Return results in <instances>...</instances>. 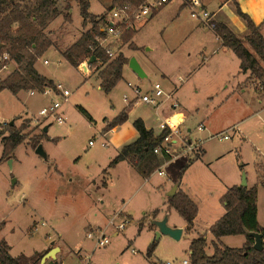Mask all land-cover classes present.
<instances>
[{
	"label": "rangeland",
	"instance_id": "1",
	"mask_svg": "<svg viewBox=\"0 0 264 264\" xmlns=\"http://www.w3.org/2000/svg\"><path fill=\"white\" fill-rule=\"evenodd\" d=\"M181 3L182 0H173L152 19L136 24L131 28L134 38L111 37L106 42L114 48L113 56L123 52L129 60L135 57L147 72L145 78L138 77L128 63L123 78L106 94L100 89L95 73L86 75L83 67H79L80 71L64 60L58 50L52 49L36 67L70 90L67 100L60 95H31L30 90L18 94L9 89L0 91V127L14 121L16 127L24 125L23 132L28 134L7 156H3L4 144L0 140V223L6 220L2 234L9 240L13 255L43 249L58 238L55 231L58 230L67 243L60 241L64 264H85V256L92 264H165L167 261L183 264L195 233L185 230L180 240L167 235L157 238L158 228L151 222L154 210L158 209L159 217L169 215V224L186 223L177 209L168 204L172 179L179 176L181 167L194 160L179 182L195 198L204 201L200 203L203 211L209 207L210 220L223 204L221 197L227 185H241L244 173L246 179L249 176L252 180L256 163L264 160V93L259 91H264V79L257 84L249 80L243 85L246 77L238 74L240 59L230 48L220 49L213 29L194 17L189 5L181 9ZM109 4V0H92L90 11L98 15L107 13L110 17ZM217 6L213 0V5L207 8L216 13ZM68 13L72 14L75 27L82 30L92 27L89 22L81 28L77 4L73 13ZM60 22L58 17L54 24ZM63 28L61 31L65 32ZM244 43L253 51L246 40ZM45 59L49 63H44ZM258 60L264 67V61L259 57ZM13 68V62L3 67L0 79ZM154 80H161L167 91L183 85L174 97L165 101L164 109L171 110L172 116L181 110V105L174 109L171 104L182 103L187 113L193 114L180 126L182 136L203 139V143L190 153H182L179 139L173 147V159L162 167L163 175L155 169L145 176L129 162L115 170L109 167V162L117 155V145L103 133L127 104L124 95L130 98L135 95L128 82L148 90ZM52 100L63 103L67 116L64 124L39 115V110ZM202 121L211 130L209 134L199 129ZM233 124L242 129L245 139L235 129H229L230 139H205ZM188 127L192 129L190 132ZM36 135H43L41 143L49 161L36 153L31 141ZM203 147L207 150L205 154ZM261 203L264 206L263 195ZM114 216L116 225L129 219L117 234L116 225L109 224ZM95 225L106 227L110 239L106 246L97 247L95 240L87 237V231ZM244 237V234L232 235L223 243L237 247ZM155 238L158 244L148 256ZM71 248L80 250L82 258L74 256Z\"/></svg>",
	"mask_w": 264,
	"mask_h": 264
},
{
	"label": "trees",
	"instance_id": "2",
	"mask_svg": "<svg viewBox=\"0 0 264 264\" xmlns=\"http://www.w3.org/2000/svg\"><path fill=\"white\" fill-rule=\"evenodd\" d=\"M69 9L70 1L65 0ZM80 6V13L84 22L90 21L92 27L84 32L71 46L62 52L64 58L74 67L79 68L84 61L91 57L95 60L90 64L94 67L100 80V88L106 94L110 93L123 78V69L129 58L120 52L111 57L105 47L99 44L98 38H105V25L108 23L107 13L96 15L90 11V0H75ZM140 3L142 0H113L108 12L116 5L125 2ZM238 14L246 21L249 33L239 37L225 22L213 20V31L221 40L223 46L230 48L240 59V72H251L257 78L264 76V67L258 57L264 61V34L262 24H256L249 14L237 7ZM62 13L57 0H0V70L15 63L14 69L3 79H0V91L9 89L13 94L31 89L42 90L46 86H53L54 80L40 73L36 65L46 51L54 45V41L45 32L46 28ZM67 20L71 15L65 14ZM133 29H127L122 36L129 40L133 37ZM251 46V51L244 43ZM132 46H134L131 43ZM7 53L8 58H2ZM127 119V113L122 112L109 126L111 129ZM139 132L138 138L125 145L111 160L109 167L115 166L122 160H128L143 175H150L172 157L168 154H157L154 149L161 143L162 136L155 135L153 129L146 127L139 118L134 122ZM25 126L16 127L10 122L0 127V140L4 144L3 156L10 155L21 144L28 134L24 133ZM43 135L31 138L33 147L41 143ZM199 158V157H198ZM191 160L180 169L178 181L193 162ZM258 189L257 186L248 188L242 185H233L224 193L222 201L226 212L211 227L210 232L220 239L226 235L244 234L246 242L242 247L226 246L214 242V253L208 255L207 236L201 234L192 239L190 243V260L192 264H264V249L255 248L256 238L253 233H261L264 244V226L258 221ZM169 205L176 208L186 220L187 229L191 230L198 214L197 204L181 189L169 197ZM158 241L155 240L148 248L147 255L151 256ZM11 246L5 240H0V264H40L44 255L36 251L30 255L20 254L14 256L10 253Z\"/></svg>",
	"mask_w": 264,
	"mask_h": 264
},
{
	"label": "crops",
	"instance_id": "3",
	"mask_svg": "<svg viewBox=\"0 0 264 264\" xmlns=\"http://www.w3.org/2000/svg\"><path fill=\"white\" fill-rule=\"evenodd\" d=\"M57 1H58V6H59L60 10L62 11V13L58 16V17H61V22L58 23L57 26L54 24L55 20L58 18L57 17L46 28L45 32L47 33V35L49 37H51L53 39L54 45L51 46L46 51V53L44 54V56L50 50H52V49L58 50L61 53V55H62V52L65 49H67L69 46H71L77 39H79L82 36V34L84 32H86L87 30H89L91 28L90 27L88 29L82 30V29H79L80 27H75L74 24H73V18H72L73 16H72V14H71L70 20H67L66 19L65 14L67 12L73 13V11H74V5L77 4L79 6V4H78L77 1L71 0L70 1V6L71 7L69 9L66 8L67 3H66L65 0H57ZM109 1H110V4H109V6H110L112 4V0H109ZM203 1L205 3L206 7H208V8L213 5V0H203ZM91 3H92V0H90V7H91ZM216 3L218 5L217 6L218 8L216 10V13H215V11L210 10L212 13L213 12L215 13L214 16H216V17L214 19H216L218 21L225 22L226 24H228L239 37H244V35L246 33L248 34V30L249 29H248V26H247L246 21L237 12V7L238 6L242 9V11H244L247 14H249L250 17L253 19V21L256 24H262V33L264 34V0H216ZM185 5L186 4L184 2L181 3L180 4L181 9L183 7H185ZM79 8H80V6H79ZM159 12L160 11H158L153 17H155ZM100 14H102V13H100ZM96 15H98V14H96ZM89 22L90 21L84 22V19L82 17L81 28H82V26L83 27L84 26L86 27V25H88ZM61 26H63L64 28L61 27ZM90 26H92V23L90 24ZM62 28L65 30V32L61 31ZM215 35H216V33H215ZM216 38H218V37L216 36ZM218 40L220 41L219 48L221 49L224 46L222 45L221 40L219 38H218ZM111 43H113V41ZM109 46H110V43H109ZM111 48H113V47H111ZM62 57L64 58L63 55H62ZM64 60H66V59L64 58ZM86 63H87V61L86 62H83L80 67H83V65L86 64ZM128 63L125 64L124 69H125L126 65H128ZM15 66L16 65L14 63V67ZM87 68H88V70H86V71L82 68L83 71H85V74L86 75L89 74V73H95L97 75V73L94 72L95 71L94 67H93V70H92V67L90 65H87ZM78 69L81 71L80 68H78ZM124 69H123V72H124ZM145 72H146V70H145ZM249 72L250 71L243 73V72H240V69L238 71V74H241L242 73L246 77L245 80L243 81V85H245L246 82H249V80L251 82H254V83L257 84V83H259V81L261 79L262 80L264 79V76L262 78L255 77V78L252 79L251 77L253 75H251V72L250 73ZM51 79H53V78H51ZM53 80H54V82H56L55 79H53ZM154 81H156V80H154ZM158 81H161V80H158ZM99 87H100V80H99ZM182 87H183V85H180V86L176 87L173 90L172 89L169 90V92H174L173 95H172V97H174V95L177 94L181 90ZM259 91L262 94L264 93V91H261L260 89H259ZM134 97L135 96H133L132 98H134ZM166 104L167 103L165 102V104L163 103L161 106H159L157 108H154L153 106L147 105V104L131 103V104H126L123 108H121L122 112H126L127 113V119L123 123H121V124H119V125L111 128V129H109L108 126L119 116L118 115L111 122H109L107 128L105 129V131L103 133L104 136H105V138L112 139L114 142H116L117 151H118L117 154L121 151V149L125 145L131 143V142H128L129 139H134L133 141H135L138 138L139 132L135 128L134 122H135V120H137L139 118H141L144 121V123H145V125H146L147 128L153 129L155 135H159V133L161 132V130H160V123L162 122V120L168 119V118H170L169 116H171V114H170L171 110H165L164 109ZM180 105H181V107H180L181 110L177 111L176 116L178 115L182 119L181 125L183 126L185 124V122L188 120V117H193V114H192V112H190L188 114L187 113L188 109H186L185 106L182 103H180ZM64 112L66 113L65 108H64ZM190 114H192V115H190ZM200 125H204V127H205L204 130H206L205 133H208L209 134L211 132V130L209 128H207V126H206V124H205L204 121H202ZM236 125L237 124L229 125V126L223 128V129L219 130L218 132H225V133L228 134L229 129H232L233 127H235L236 134H238V133L241 134L242 138L245 139V136H244V133L242 132V129H240V127L239 126H236ZM191 130L192 129L190 127H188V131L190 132ZM218 132H216V133H218ZM208 137H206V138H208ZM228 139H230V138H228ZM203 148H204V150H203V153L202 154H205L207 152V150H206L205 147H203ZM159 155H162V154H159ZM239 156H240V154H239ZM172 159H173V157L170 160H168L165 163H163L157 169H159V170H161V171L164 172V170H162V167L163 166H167ZM125 162H129V161L128 160H122V161L118 162L115 166H113L111 168H114L116 170L119 166H121V164H123ZM256 164H257L256 165V172H255L254 177L252 178V180L249 179V176L247 178V182H248L247 187L248 188H251L253 186H257V189H258V200H257V204H258V221H259V223L261 225L264 226V215H263V213H264V206L261 203V197H262V195L264 196V160H259ZM130 165L132 167H134L139 173H141L132 163H130ZM244 165H245L244 163L241 164V166H242L241 169H243ZM163 174H160V175H163ZM177 180H178V176L176 178H173L172 179L171 185H174L175 183H177L176 182ZM178 183H179L178 189H181L186 194H188L189 197L198 206V214H197V216H196V218L194 220V226L190 230V231H193L195 233V236L193 238H195V237H197V236H199L201 234H205L207 236V241H208V245L206 247V252H207L208 255H212L214 253V242H218V243L224 244L223 243V240L226 237L232 236V235H226V236H222L220 239H217L210 232V227L218 219H220L223 216V214L226 212L225 203L222 201L223 204H221L220 208L216 211L215 217L213 218V220H210L209 219V216H210L209 207L206 210L203 211V209L200 206L201 205L200 203L204 204V201L200 197L195 198L188 191V189H185L184 187H182L181 182L178 181ZM106 184H107V182H106ZM233 185H239V184L238 183H235ZM233 185H230V186L227 185L226 186V191L228 190V188H230ZM169 197L170 196H168V204H169ZM221 200H222V197H221ZM201 212H202L203 215H200ZM154 213H155V215L153 216L152 219H162L163 218V214L160 217L158 216L159 215V210L158 209H155L154 210ZM168 220H169V215H168ZM1 223H0V227H1V230H0V240L3 239L5 241H7L9 243V245L11 246L9 240L2 234L3 231H4V228H5L6 220H2ZM45 223L46 222H43V224H45ZM170 225L171 226H176V227L183 228L182 236H183L185 230H188L187 229V222L186 223H183V224H176L175 223V224H170ZM55 231H56V234H57V237H58L57 239H54L49 244L45 245L43 249H39V250H35L34 251V252H36V251H42L45 254L50 249L54 248V245H55V247L58 248V251L56 252V257L55 258H53V257L47 258L45 264H64L63 256H61V254L63 252V245L60 244V241H62L65 245H67V243H66V241L64 239L63 233L61 231H58V230H55ZM115 234H117V233L115 232ZM236 235H238V234H236ZM239 235H242V234H239ZM182 236H181V238H182ZM245 242H246V236L244 237L243 241L240 242V244L237 247H242L245 244ZM53 243H55V244H53ZM231 247H236V246H231ZM11 249H12V246H11ZM71 250H72V253H73L74 256H77L80 259L82 258V253H81L80 250H74L72 248H71ZM34 252H32V253H34ZM10 253H11V250H10ZM32 253H24V254L30 255ZM20 254H22V253H20ZM20 254H17V255H20ZM17 255H14V256H17ZM184 260L191 261L190 260V249H189L188 259H184ZM184 260H183V264H185L184 263ZM40 263H41V261H40ZM170 264H172V263L170 262Z\"/></svg>",
	"mask_w": 264,
	"mask_h": 264
},
{
	"label": "built area",
	"instance_id": "4",
	"mask_svg": "<svg viewBox=\"0 0 264 264\" xmlns=\"http://www.w3.org/2000/svg\"><path fill=\"white\" fill-rule=\"evenodd\" d=\"M173 0H142L140 3L135 2H125L122 5H116L110 11L111 16L108 17V23L105 25L104 29L107 33L105 38H98V42L100 45L105 47L106 51L109 53L111 57H114L113 49L106 44V42L112 38H119L122 36L123 32L127 29L134 28L136 24L142 21H148L151 19L158 11L164 8ZM186 5L191 7V12L194 17H198L201 19L205 26H208L213 29V13L206 7L203 0H182ZM2 58H8V54L5 53ZM44 63H49L48 59L44 60ZM181 79V77H180ZM128 85L133 87L135 91V97L130 98L128 95H124V101L127 104L131 103H142L151 105L154 107L161 106L165 101L172 98L174 92H169L165 89L163 83L161 81H154L149 85L148 90H143L142 87L138 85H134L132 82H128ZM36 93H40L43 96H54L60 95L63 96L65 100L69 98L70 90L65 87V85L61 81H57L53 86H46L42 90L31 89L30 94L34 95ZM171 107L177 109L180 107V103L178 101H174L171 104ZM175 112L170 118L162 120L160 123V130L162 141L158 144L154 151L157 154H168L171 157H174L175 153L173 147L178 144L180 139V146L182 147V153H190L197 147H200L203 143V139L193 140L190 137L184 138L181 133V122L178 121V115L176 116ZM39 115L45 118H53L58 121L60 124H64L67 119L63 108V103L60 100H52L49 105L43 106L39 110ZM199 129L204 130V125H200ZM235 129L233 127L230 130ZM218 138L220 140L230 138V135L225 132H218L206 139ZM93 142L90 141V144ZM164 172L159 170V174H163ZM116 217L114 216L110 219L109 224L114 225ZM129 219H125L123 222L119 223L115 226L116 233L120 230L124 229L126 223ZM106 227L101 225H95L90 227L87 231V237L94 239L97 247L106 246L109 243V237L105 231ZM1 230V227H0ZM85 264H92L91 260L88 256L84 257ZM185 264H192L189 260H184ZM165 264H170V262H166Z\"/></svg>",
	"mask_w": 264,
	"mask_h": 264
},
{
	"label": "water",
	"instance_id": "5",
	"mask_svg": "<svg viewBox=\"0 0 264 264\" xmlns=\"http://www.w3.org/2000/svg\"><path fill=\"white\" fill-rule=\"evenodd\" d=\"M2 46V43H0V47ZM95 60V57H91L86 64L83 65V69L86 71L88 70L87 65H90L93 61ZM129 66L130 68L138 75V77L145 78L147 77V73L144 71L142 68L141 64L138 62V60L135 57H132L129 61ZM10 124L13 125L14 121H10ZM48 129V126L45 127V130ZM36 153L39 154L41 157H43L46 161H49V155L46 152V150L43 147L42 143H39V145L36 147ZM11 162V161H10ZM16 182V180H14ZM248 182L246 179V174H243L242 178V186H247ZM179 183H175L171 190L168 192V196L172 197L176 194L177 189H178ZM151 222L157 226V231H156V236L157 238H160L162 235H168L175 240H180L183 232V228L181 227H176V226H171L168 223V215H165L162 219H152ZM253 235L256 238L255 242V248L259 250L264 249V244H263V238L261 233H253ZM58 251L57 247H54L50 249L47 253H45L42 258H41V263L40 264H45L46 259L49 257H56V252Z\"/></svg>",
	"mask_w": 264,
	"mask_h": 264
}]
</instances>
